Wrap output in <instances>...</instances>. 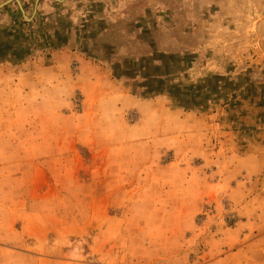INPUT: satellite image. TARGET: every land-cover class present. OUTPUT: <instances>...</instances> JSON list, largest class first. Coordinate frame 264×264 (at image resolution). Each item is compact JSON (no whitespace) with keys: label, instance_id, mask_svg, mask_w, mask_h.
<instances>
[{"label":"rangeland","instance_id":"rangeland-1","mask_svg":"<svg viewBox=\"0 0 264 264\" xmlns=\"http://www.w3.org/2000/svg\"><path fill=\"white\" fill-rule=\"evenodd\" d=\"M80 2L0 0V264H264V0H152L148 97Z\"/></svg>","mask_w":264,"mask_h":264},{"label":"crops","instance_id":"crops-1","mask_svg":"<svg viewBox=\"0 0 264 264\" xmlns=\"http://www.w3.org/2000/svg\"><path fill=\"white\" fill-rule=\"evenodd\" d=\"M151 2L152 0H85V2L82 0L78 4L80 11L83 10L81 15L83 29L80 30L83 49L91 56H95L97 50L101 51L102 54H97L95 57L102 55L104 60H109L111 73L117 78H126L136 89H142V94L146 97L162 95V92L168 89L163 86L169 82L168 69L172 68L170 66H176V59L180 58L178 53V55H172L169 60L167 51L152 47L138 59L129 58L121 52L125 51L126 45L120 43V37L145 38L154 30L159 33L163 30L161 21L152 18ZM160 5L163 6L162 2H157L156 7ZM225 6H223L224 9H226ZM140 8L146 12L145 15L143 14L144 18L142 20L131 18L133 11ZM165 10H167L166 6H163L158 11L162 15ZM102 36L110 38L100 43L94 41V44H100L99 49L89 48L88 45L95 37Z\"/></svg>","mask_w":264,"mask_h":264}]
</instances>
